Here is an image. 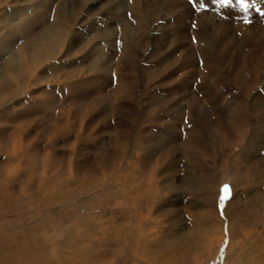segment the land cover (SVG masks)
<instances>
[{"label":"rangeland","instance_id":"1","mask_svg":"<svg viewBox=\"0 0 264 264\" xmlns=\"http://www.w3.org/2000/svg\"><path fill=\"white\" fill-rule=\"evenodd\" d=\"M205 2L208 8L196 12L188 0H0V72L9 74L7 82L0 76V237L8 244L27 243L26 252L31 240L44 242L18 264L62 263L63 257L55 256L65 251L60 243L68 230L88 231L80 216L62 230L41 223L53 213L43 202L71 189L67 184L53 189L54 178L77 188L100 184L120 162L125 169L138 168L146 182L159 177L163 189L173 180V194L165 197L177 200L169 209L180 224L164 223L166 234L211 217L212 199L202 190L204 169L215 180L211 196L227 184L231 198L226 159L249 141L258 150L246 154L264 157V0L248 11ZM10 13L13 17L6 18ZM60 16L68 18L69 33L56 60L31 71L6 67L19 50L21 62L28 59L27 46ZM8 27L17 31L7 32ZM9 70L18 73L17 81ZM11 88L18 95L9 94ZM262 165L252 178L243 172L235 184L240 206L234 203L226 211L247 230L261 223L263 210L251 208L242 189L251 188L252 197L263 193L264 202ZM90 202L83 214L105 208L110 214V205ZM7 226L14 229L7 232ZM127 229L123 226L122 233ZM225 242L203 256L196 240L180 239L178 248L170 245L181 251L156 253L151 264H234ZM134 250L126 241L121 253L117 249L118 259L100 250L88 261L73 248L68 252L75 264H141Z\"/></svg>","mask_w":264,"mask_h":264},{"label":"bare ground","instance_id":"2","mask_svg":"<svg viewBox=\"0 0 264 264\" xmlns=\"http://www.w3.org/2000/svg\"><path fill=\"white\" fill-rule=\"evenodd\" d=\"M10 14H7L6 18H12L13 13ZM67 25L68 18L60 16L57 22L46 27L41 33L36 35L27 46L30 54L28 59L24 58L25 60L21 62L20 58L23 57V53L19 50L16 52V56H14V61L11 64H7L6 67L8 68L10 65H16L18 72H23L22 70L31 71V69L33 70V68L36 69V67L38 68L41 66L45 61L49 60V58L56 60L58 53L60 52H58V50H61L63 47L65 37L69 33ZM6 31L12 33L17 30L8 27ZM9 72L14 77V80L17 81L18 73L13 70H9ZM0 76L5 79V82L9 79L7 70L0 72ZM12 88L10 89L9 94L13 92L12 95H18ZM251 148L255 151L258 150L255 148V145L251 144V141H249L244 147L237 150L234 158H230V160L226 159L227 162L229 161L231 163V165L227 166L226 173L229 174V180L232 184L233 191L232 197L225 201V207L223 210L219 209L220 190L216 192L214 197L213 195L211 196V188L215 181L212 172L210 170H203L201 178L203 196L207 199L211 198L212 203H208L207 205L206 202H203L202 206L207 205L213 207L212 210L210 209L211 217L209 218L208 215H203L200 217L201 222L199 225H196L192 229L184 227L182 230L183 232L176 231L173 227H171V230L166 234H162L161 232L164 223L173 226L180 222V218L175 217L176 215L169 209L171 206L170 202L173 205H176L177 200H173L172 195V200H170V196L165 197L172 192V187H175V185L172 184L173 180H170L168 189H163L160 186L159 180H157L159 177H155L153 181L151 180L152 182H146L143 178H139L141 172L138 168L127 163L128 166H126L125 169L123 168L125 166L121 167L119 165L120 162L117 166L112 163L115 166L111 165L112 167L109 174H107V179H104V182L100 184L93 182V185H91L92 182H84L83 188H80L82 185L77 188L73 187L75 182L74 184L69 181L68 183H63L62 181H57L58 177L54 178V180L50 182V185L54 186L53 189L61 188L59 186L62 184L69 185L71 189L64 193H54L53 196L51 194V197L43 202L44 205L42 206L49 205V210L53 213L47 214L41 220V223L52 222L59 226V230H62L63 224H70L72 217L80 216L84 222V227L86 226L88 231H86V233L79 232L76 234L77 232L75 233V230L74 232L68 230V235L65 236L63 234L65 238L60 243V246L65 251L55 256L57 259L63 257L62 263L56 260H49L48 262H44V264H75L72 255L68 252V250L72 248L78 255L85 259V261L94 257L96 255L95 252H99L100 250L104 251L102 254H107L113 259H118L119 255H117V249H119L121 253L126 241L127 244L133 246L135 249V261L141 260V264H151L152 257L155 256L156 253L158 256H163L166 252H172L171 254H174L181 251L180 249L178 250L174 248L179 247L176 243L180 239L196 240L195 248L201 252L203 256L214 254L221 246L222 239H226V250L228 260H230L229 262L234 260V264H264V202H260L263 193H260L259 196L252 197L251 188L246 186L242 189L243 196L246 198L247 196H250L248 198L249 202H247L248 205L251 208L258 207L257 211L263 210L259 215L261 217V223L255 222L251 229L247 230L241 225L234 223L231 221L229 215L226 214V211L228 210L229 212L231 207H235L236 204L237 207L240 206L238 201H236L237 194L235 192V184L241 182L240 176L243 172H246L249 175L251 174L252 178L255 176V172L261 169V163L263 162L264 164L263 156L257 157L252 154H246L247 151L250 152L252 150ZM260 160L261 163L259 162ZM240 163L243 164L241 165ZM248 165L251 167H247ZM44 166L49 167L48 164H44ZM155 167L157 168V166ZM196 167L202 168V165L197 164ZM158 175H160V173L157 172V176ZM252 184L254 186L256 183ZM40 191L41 190H39V192ZM82 193H84V196L78 197V195ZM38 201L43 200L38 198ZM90 201L96 205L101 202L110 205L112 207L110 214L106 212V208L105 211H101L102 209H96L94 212H92L91 209L92 216L88 214L86 215L85 212L83 214V209L87 207L88 203H91ZM58 204L62 207L59 208L56 206ZM137 204H139V209L137 208ZM136 210L137 213H134V217H132V211L135 212ZM221 211H223V215H221ZM151 213H155V215H152ZM152 217L154 219H152ZM157 217H166V219L158 222L155 219ZM92 219L93 221H91ZM119 223L122 225L119 226ZM123 226L128 228L125 233H122ZM11 229H14V227L7 226L4 228L7 232ZM180 229L182 228L180 227ZM99 234L101 235L99 236ZM42 241L31 240L28 244L32 247H30L29 252H26L27 243L14 242L13 244H8L4 237H0V264H18L17 262L20 261V259L36 254L38 251L37 249H40L41 246L44 245V242ZM73 242L83 245H73ZM87 244L90 246L86 247ZM104 247L105 249L103 250ZM69 256L72 259H68ZM128 256V254H125V258Z\"/></svg>","mask_w":264,"mask_h":264},{"label":"snow or ice","instance_id":"3","mask_svg":"<svg viewBox=\"0 0 264 264\" xmlns=\"http://www.w3.org/2000/svg\"><path fill=\"white\" fill-rule=\"evenodd\" d=\"M189 4L192 5L194 11L200 12L201 10H205L208 8V3L205 0H188ZM212 5H215L219 8H224L226 6H231L235 4L239 9L243 11H248L252 8H255L257 0H210ZM256 11L259 12L260 9L256 8ZM245 23H251V21L247 18V16L243 17ZM195 27V24H193ZM231 195L230 186L225 184L220 188V196H219V206L223 209L224 202ZM221 215H223V211H221ZM227 243V241L225 242ZM221 254H223V248L221 249Z\"/></svg>","mask_w":264,"mask_h":264}]
</instances>
